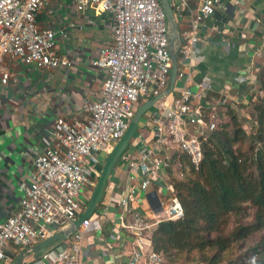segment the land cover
Returning a JSON list of instances; mask_svg holds the SVG:
<instances>
[{
	"label": "built area",
	"instance_id": "built-area-1",
	"mask_svg": "<svg viewBox=\"0 0 264 264\" xmlns=\"http://www.w3.org/2000/svg\"><path fill=\"white\" fill-rule=\"evenodd\" d=\"M52 0H0V82L8 86L11 74L5 59H19L38 70L69 69L72 63L59 56L58 39H67L70 31L84 30L85 24L63 22L56 28L40 29L38 18ZM76 11L90 10L112 18L110 30L113 44L99 51L93 66L106 71L107 77L99 99L92 103L83 121L63 117L54 123L55 145L39 155L29 181L21 184L24 193L15 215L0 223V263L8 259L7 248H20L50 238L61 225L74 222L85 204V196L93 190V175L99 176L98 166L109 147L126 134L137 112L141 98L160 97L169 85L173 68L166 13L160 0H72ZM236 5H240L236 2ZM180 9V8H179ZM225 9L222 0H201V6L183 35L180 55L188 66L197 58L201 28L217 10ZM88 26L95 22L88 19ZM264 43L257 53L263 56ZM185 82L182 93L171 102L162 98L148 127L156 148L143 150L138 157L124 152L120 165L136 185L124 192L120 207L123 227L134 234L135 250L129 264H168L166 257L152 249L151 232L164 222L184 217L183 207L176 197L172 182L157 195L158 207L153 219L129 209L138 193H147L154 185H163L169 177L177 154L185 155L189 165L176 177L183 178L191 170H199L203 160L206 134L217 128L218 113L227 106L223 99L206 108L201 105L211 87L192 86L193 77L185 70L178 72ZM193 129H203L195 135ZM159 194V193H158ZM161 195L165 199L159 198ZM130 223H124L126 219ZM107 215L95 214L81 224L67 246L46 252L37 264H81L80 254L85 233L101 229ZM181 264H199L185 262Z\"/></svg>",
	"mask_w": 264,
	"mask_h": 264
},
{
	"label": "crops",
	"instance_id": "crops-1",
	"mask_svg": "<svg viewBox=\"0 0 264 264\" xmlns=\"http://www.w3.org/2000/svg\"><path fill=\"white\" fill-rule=\"evenodd\" d=\"M169 1L182 42L183 35L189 31L201 6V0ZM237 1L240 4L238 6ZM222 2L225 9L217 10L201 28V42L197 46L198 54L192 66L183 61L181 46L176 47L174 53L177 56V70H185L192 75L193 87L198 84L211 87V91L201 102L202 106L208 108L213 103L226 99L228 105L236 108L242 117H246L245 109L249 108L250 102L263 94L257 78L264 68V53L262 57L257 53L264 43V0ZM88 19H92L95 24L88 26ZM63 22L85 24L84 30H72L67 39H58L56 50L59 56L72 63L69 69L38 70L19 59L10 58H6L4 62L11 79L8 86H3L0 82V223L18 212L24 196L21 184L29 181L36 158L55 145V121L61 117L83 121L88 115V107L99 99L107 77L106 71L93 66V60L101 49L113 44L111 16L94 10L80 14L72 0H52L38 18L40 29L56 28ZM174 66L173 60L172 72ZM172 72L169 85L160 96L170 102L182 93L185 86V82L177 75L175 86L169 93ZM155 98L159 97L141 98L137 111ZM158 106L157 102L143 115L133 139L125 148L124 152L130 153L132 157H138L143 150L149 149L155 150L156 157L164 155V150L155 147L148 127V121ZM202 131L203 129H193L191 132L201 135ZM118 143L109 147L103 155L98 166L100 174L93 175L95 187L87 192L84 208L74 222L86 212L107 160ZM124 168L118 159L98 204L89 215L106 214L107 218L101 222V229L90 228L85 233L80 254L81 264L130 262L136 246L135 238L132 232L123 227L120 216L125 209L120 207L119 202L122 194L134 187L136 181L130 179ZM164 181L163 185L153 184L147 193L139 192L129 209L153 219L158 207L157 195L161 194L165 184L171 182L170 175ZM159 198L165 199L163 195ZM130 219L131 217L124 223L129 224ZM74 222L57 227L50 237L70 232L67 239L56 240L44 248L42 246L50 238L27 248L10 244L7 248L8 259L0 264H37L46 252L69 244L71 236L81 229V225L75 228ZM72 228L75 229L73 233Z\"/></svg>",
	"mask_w": 264,
	"mask_h": 264
},
{
	"label": "trees",
	"instance_id": "trees-1",
	"mask_svg": "<svg viewBox=\"0 0 264 264\" xmlns=\"http://www.w3.org/2000/svg\"><path fill=\"white\" fill-rule=\"evenodd\" d=\"M262 96L252 100L253 128L247 130L240 112L231 105L221 108L217 128L206 134L205 150L199 170L176 177L178 164L189 165L177 154L169 171L184 217L164 222L151 232V245L168 264L199 262L224 263V256L237 242L257 237L249 250L252 262L226 264H264V68L258 75ZM251 212H253L251 214ZM232 215L250 217L229 231Z\"/></svg>",
	"mask_w": 264,
	"mask_h": 264
},
{
	"label": "water",
	"instance_id": "water-1",
	"mask_svg": "<svg viewBox=\"0 0 264 264\" xmlns=\"http://www.w3.org/2000/svg\"><path fill=\"white\" fill-rule=\"evenodd\" d=\"M161 5L166 13L167 16V23H168V33H169V37H170V48L172 51V57L174 60V69L172 72V76H171V89L169 91L172 92L176 80H177V75H178V70H177V56L175 55V50L177 46L181 45L180 42V36L178 33V29H177V25H176V19H175V14L172 10L171 4L169 0H160ZM161 99V97L159 98H155L154 100H151L149 102H147L146 104H144L143 106H141L136 115L134 116L133 120L130 123L129 129L126 132V134L124 135V137L121 139V141L118 143V145L115 147V149L113 150V152L110 154L106 166L103 170V173L100 177L98 186L96 188V190L94 191L92 200L90 202V204L88 205V208L86 210V212L83 214V216L77 220L76 222H74L73 224L75 225V228H78L83 222L84 220H86L89 215L92 213V211L95 209V206L98 204L100 197L104 191L107 179L114 167V165L117 163L120 155L124 152L125 148L127 147V145L129 144V142L133 139L139 122L141 120V118L143 117V115L149 111L159 100ZM75 229L72 228V233L74 232ZM70 232H66L65 234H59L54 238H50L43 246L42 248H44L45 246H47L48 244L56 241V240H62V239H67L70 235Z\"/></svg>",
	"mask_w": 264,
	"mask_h": 264
},
{
	"label": "rangeland",
	"instance_id": "rangeland-1",
	"mask_svg": "<svg viewBox=\"0 0 264 264\" xmlns=\"http://www.w3.org/2000/svg\"><path fill=\"white\" fill-rule=\"evenodd\" d=\"M69 1V0H68ZM246 117L243 118L244 126L247 130H251L253 128V120H252V109L249 107L248 109H245ZM253 212H251L252 214ZM252 215L250 217L243 218L242 216H235L232 215L230 217V227L229 231H232L238 224L240 223H247L251 221ZM257 243V237H250L247 242H237L233 245L231 250L224 256L223 261L224 263L220 264H226L228 262L236 261V262H252L254 259L251 257L249 250L252 246H254ZM212 255H208L207 258L204 256L197 255L195 258L191 257L190 259H199L197 263L199 264H209L208 258H210ZM254 262V261H253ZM196 263V262H194Z\"/></svg>",
	"mask_w": 264,
	"mask_h": 264
}]
</instances>
